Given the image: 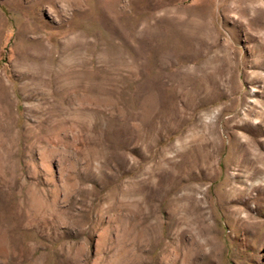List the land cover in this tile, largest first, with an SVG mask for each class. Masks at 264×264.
<instances>
[{"label": "rangeland", "instance_id": "rangeland-1", "mask_svg": "<svg viewBox=\"0 0 264 264\" xmlns=\"http://www.w3.org/2000/svg\"><path fill=\"white\" fill-rule=\"evenodd\" d=\"M0 264H264V0H0Z\"/></svg>", "mask_w": 264, "mask_h": 264}]
</instances>
